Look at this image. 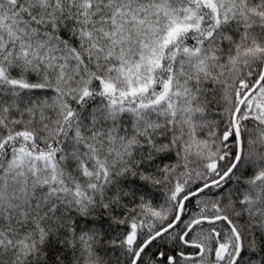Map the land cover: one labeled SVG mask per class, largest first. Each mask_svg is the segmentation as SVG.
<instances>
[{
	"label": "snow or ice",
	"instance_id": "1",
	"mask_svg": "<svg viewBox=\"0 0 264 264\" xmlns=\"http://www.w3.org/2000/svg\"><path fill=\"white\" fill-rule=\"evenodd\" d=\"M0 264H264V0H0Z\"/></svg>",
	"mask_w": 264,
	"mask_h": 264
}]
</instances>
